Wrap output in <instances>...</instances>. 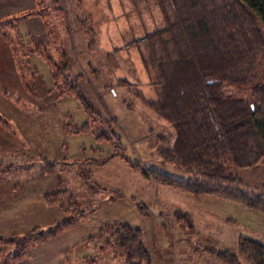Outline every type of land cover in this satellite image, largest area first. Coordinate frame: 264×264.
<instances>
[{"label": "rangeland", "instance_id": "1", "mask_svg": "<svg viewBox=\"0 0 264 264\" xmlns=\"http://www.w3.org/2000/svg\"><path fill=\"white\" fill-rule=\"evenodd\" d=\"M30 7L34 16L21 20L15 15ZM12 17L16 18L13 29L5 26L3 30L11 31L10 47L16 50L10 53L0 36V236L23 235L33 227L53 228L61 220L63 215L56 208L43 204L38 188L47 192L56 184L67 190L82 213L68 229L30 250L29 259L21 263L71 264L63 259L75 260L93 252L91 247L83 248L85 240L98 235L102 226L125 222L142 231L151 264H226L205 248L227 250L240 264H247L238 254V239L251 237L264 244L263 214L216 196L196 199L148 174L155 169L184 180L191 176L190 171L158 158L155 137L168 135L170 143L174 132L142 103L143 96L155 97V88L141 63L143 47L131 41L162 25L155 0H0V19L7 24ZM31 37L44 41L47 54L59 68L61 60L69 64L66 67L95 112L121 137L119 151L94 142L90 135L64 134L68 116L80 125L86 115L71 97L56 104L55 95H46L52 87L49 67L37 56L20 53ZM28 69L38 73L35 96L30 97L22 88V83L31 80ZM113 152L118 154L99 165L98 161ZM41 155L60 162L55 181L52 176L49 182L39 180L42 176L33 177ZM86 159L97 163H85ZM21 160L27 165L23 169ZM61 160L68 167H62ZM76 160L80 164L70 167ZM231 171L248 191L264 189L262 162L252 167L232 166ZM139 204L143 213L136 208ZM76 246L82 248L81 253H67ZM108 254L103 255L108 260L105 264H123L124 257L111 250Z\"/></svg>", "mask_w": 264, "mask_h": 264}, {"label": "trees", "instance_id": "2", "mask_svg": "<svg viewBox=\"0 0 264 264\" xmlns=\"http://www.w3.org/2000/svg\"><path fill=\"white\" fill-rule=\"evenodd\" d=\"M155 2L162 25L131 41L143 47L139 52L141 63L148 72L149 83L155 88V97L143 96L142 103L166 120L174 132L170 143L168 135L160 133L155 137L158 158L190 171L191 176L184 180L155 169L149 170V176L182 189L196 199L216 196L264 215V189L248 191L231 171L232 166L264 164V0ZM33 13L30 7L15 15L23 20L34 16ZM37 15L44 17L42 12ZM4 20L0 19V36L12 53L11 31L3 29L5 26L13 29L16 18H10L7 24ZM15 34L19 36L17 28ZM46 38L49 39V35ZM20 51L25 57L37 56L49 67L52 87L46 95H55L59 99L56 104L71 97L86 115L80 125L68 116L62 127L65 135H90L94 142L110 144L116 151L121 149V137L113 131L109 121L95 112L71 69L66 67L69 65L66 61L61 60L59 68L47 54L44 41L32 37ZM18 68L22 70L23 66ZM27 73L31 80L28 84L22 83V88L28 97L35 96L33 84L38 73L35 69H28ZM124 82L119 80L121 84ZM136 95L141 96V92L136 91ZM12 150L15 151V147ZM117 154H107L98 161L99 165ZM41 156L36 159L40 166L33 177L42 176L39 180L47 178L49 182L48 176H52L55 181L60 162ZM28 159L35 158L29 156ZM65 161L61 160L62 167L66 166ZM93 161L86 159L85 163ZM78 162L80 164V161H71L70 167ZM19 166L23 169L27 165ZM37 190L43 204L56 208L63 217L53 228L33 227L23 235L0 236V264H7L8 260L11 264H22L29 259L30 250L68 229L81 216L78 203L67 190L56 188V184L51 191ZM63 197L67 198L66 202L62 201ZM136 208L141 213L145 211L140 204ZM183 218L187 221V214H183ZM98 231V235L87 238L83 246L91 247V254L79 255L81 258L75 260L67 257L63 262L67 259L71 264H105L108 260L103 255L108 256L111 250L114 255L124 257L123 264H151L152 255L142 242L140 229L125 222H114ZM81 249L76 246L67 253H81ZM237 249L247 264H264V244L258 240L239 237ZM205 251L226 264H240L238 257L227 250L205 248Z\"/></svg>", "mask_w": 264, "mask_h": 264}]
</instances>
